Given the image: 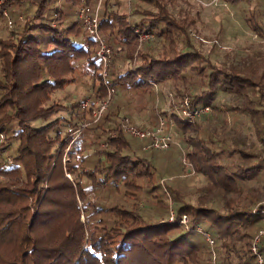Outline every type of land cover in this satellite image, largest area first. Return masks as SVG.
Listing matches in <instances>:
<instances>
[{
    "label": "trees",
    "instance_id": "obj_1",
    "mask_svg": "<svg viewBox=\"0 0 264 264\" xmlns=\"http://www.w3.org/2000/svg\"><path fill=\"white\" fill-rule=\"evenodd\" d=\"M44 1L27 0L22 19L15 20L14 29L5 37L0 36V132L4 135L0 152V175L4 176L0 179V251H13L5 264H210L212 254L205 232L216 251H245L256 260L251 243L264 224L260 215L263 202L240 204L226 199L219 206L213 201H190L176 186L183 180V163L182 176L164 186L165 215L144 221L140 202L164 204L152 178L153 161L146 156L153 147L143 148L144 144L132 140L118 124L113 129L109 123L113 112L83 127L84 111L72 102L63 107L67 114L52 116L56 109L46 103L56 89L64 87L74 66L83 59L97 64V69L100 65L95 39L85 43L80 38V22L73 18L77 0H64V6L46 15ZM216 1L238 8V20L264 34V27L249 24L251 19L242 12V6L251 7L252 3V12L261 16L264 0ZM31 2L39 3L30 9ZM129 4L131 22L124 13L110 8V0H100V33L124 54L120 61L110 62L109 83H125L131 90L154 93L152 99L156 92L162 96L165 87L172 84L177 98L183 96L192 72L208 73L207 86L188 94L192 106L202 102L216 106L226 91L244 93L248 86L258 107L245 108L255 112L251 116L259 123L258 137L264 144V84L250 81L241 70L219 66L218 44L212 42L203 49L187 15L172 0H130ZM224 11L223 19L236 18L228 9ZM135 29L151 32L153 37L136 47ZM133 55L137 64L123 66V61ZM110 109L114 110L112 106ZM160 113L166 115L165 110ZM171 114V128L187 148V161L210 182L226 190L238 188V171L231 172L217 154H223V145H229L209 135L202 138L195 133L193 137L188 132L196 129V122ZM36 118L46 123L32 126ZM110 129L115 131L113 136ZM12 140L15 146L10 150ZM240 153L255 157L261 166L246 164L239 175L254 171V176H262L264 156L246 149ZM6 154L12 157V166L3 164ZM91 192H95L94 202L88 197ZM169 207L175 214L172 220L167 216ZM182 214L188 217L190 230L179 221ZM240 240L241 248L237 246ZM263 248L264 242L260 250Z\"/></svg>",
    "mask_w": 264,
    "mask_h": 264
},
{
    "label": "rangeland",
    "instance_id": "obj_2",
    "mask_svg": "<svg viewBox=\"0 0 264 264\" xmlns=\"http://www.w3.org/2000/svg\"><path fill=\"white\" fill-rule=\"evenodd\" d=\"M25 2H27V0H5V11L6 13L8 12L10 17L0 10V36L5 37L8 31L14 29L15 20L22 19V16L25 14ZM79 2L80 1L77 0L75 3L76 7ZM38 3L39 2H31L30 9L36 8ZM110 3V8L113 11L124 13L126 21H132L131 12H129V0H110ZM172 3L175 4L177 9L179 8V10H181L182 14L187 15V20L190 22L189 26L192 29V33H194L197 43L203 49L206 50L209 48L212 42L218 44L215 49L219 51V66L225 65L227 67L229 66L228 68L241 70L250 78V81L255 84H264V34L261 35L258 31L246 26L247 24L245 25L240 22V20H238V8L224 6L217 3L216 0H172ZM62 5L64 6V0L44 1V14H53V8H60ZM249 5L251 7L246 5L242 6L243 15L247 16V20L248 18L251 19L250 23H248L252 24V26L260 25L264 27V8L261 9V16H259L252 12V6L255 7V4L252 5V3H250ZM225 8L232 14L236 15V18L232 17L233 20L230 21L223 19L222 16L226 12L224 11ZM258 9L260 10V8ZM17 13L18 15L16 16ZM20 14L21 17H18ZM8 18H12L11 27H9ZM73 18L77 19L76 14L73 15ZM80 32V38L86 43V37L82 29ZM107 44L111 51L110 62L120 61V57L124 55L123 52L116 47L114 48L112 42H107ZM138 44L139 42L136 47H138ZM172 47L173 45H170V51H172ZM135 59L136 56L133 55L130 60L123 61V66H135V64H137ZM110 62L106 66L107 80L109 70L110 72L112 71V65H110ZM232 66H234V68ZM99 68L100 66L97 69V64L91 65L86 59L81 60L74 66V68L67 74L64 87L56 89L46 103H52V108H54V110L56 109L52 116L67 114L66 109L63 107L65 104L72 102L78 105V107L76 106L77 109L84 111L85 118H83V127L84 123L88 125L96 124L103 120V116L106 112H113L111 118H109V123H111L112 128H118L119 126V128H121L125 134H129V136L131 134L125 131L122 126L123 116H127L131 123L147 128L152 127L151 125L162 119L165 124H167V128L170 129L171 136L177 140L178 138L180 139V137L176 135L177 133L174 132L173 127L171 128L173 124L171 113H177V108L180 105L179 103L183 102L184 97L189 100L190 96L188 94H193L207 86L206 77L208 76V73L195 74L192 72L193 74L188 79V86L185 87L182 97H174V89H172L171 84L169 87H165L164 90L166 91L162 96L155 93L153 100L151 95L153 96L154 93L146 94L144 91L131 90L126 87L125 83H109L110 87L114 88V90L109 92L107 86L101 80V77L99 78L100 74L99 76L97 74L100 71ZM203 71H206L205 68ZM200 75H202V78ZM102 85L105 88L102 89ZM122 87L127 89H121ZM168 89L173 92H169ZM249 91L250 88L248 86L247 91L244 93L226 91V93L221 95V101L216 106L202 102L200 104H208L211 110L208 113H204L199 117H194L190 120L192 123L195 121L197 125L195 130L188 132L193 137L195 133L197 135L199 134L202 138L209 135L210 137L221 139L226 145H229H223L221 151L225 152H223V154L218 152L217 154L218 157H220L219 160L224 161L226 163L224 165H226L231 172L237 173L238 171L236 178L238 180L237 186H239L236 189L226 190L222 188L220 184L210 182L206 175H203L201 171L193 166L191 169L188 165L184 164L188 169V172L185 174L186 168L184 167L183 180L176 183V186L178 189L180 187L181 193H184L185 197L190 201H213L214 204L216 203L219 206L222 205L226 199H235V201H238L239 203H264V167H262L260 171L262 176H254V171L246 174L244 173L243 176L239 175V173L243 172L242 169L246 164L257 163L252 165L261 166L259 160L255 157L241 156L240 149L260 152V154L264 156V144L258 137V129L260 130L259 123L255 120L254 115L251 116V113L255 112L250 108H245L249 106L258 107L256 100H254V95ZM261 96V100L264 103V90ZM248 99H250L251 102H249ZM149 100H151V102ZM85 101L87 103L86 105L83 104ZM101 105H104V108L99 112ZM189 105L191 106L190 102ZM110 106H112L114 110H111ZM242 108L246 111L242 110ZM161 110H165L166 115L160 113ZM148 120L149 123H146ZM45 123L46 120L36 118L32 120L30 124L38 127ZM109 131L110 135L113 136L115 131H112V129ZM131 136L132 140H135L136 143L144 144L143 148L148 147V139L137 138L133 135ZM14 142V140L10 141V150L14 148L15 144L12 145ZM103 146H106V143H104ZM186 151L187 148L182 143V140H180V142L178 141V144L171 143L167 148L153 147L146 153V156L153 161L154 175H152V178L157 186L156 193L158 194V197H162L164 204L160 206L150 200H143L140 202L142 207L139 205L138 208L144 221L150 222L157 218L160 219L165 215L164 213L168 207L166 206L164 199V186L170 185L172 178L174 180L177 179L181 168L183 172L182 159L185 156ZM185 160L187 159L185 158ZM260 161L261 163L263 162L262 160ZM180 176H182V173ZM0 179L4 180V176L0 175ZM94 193L95 192H91L88 196L93 202L96 197ZM151 200L155 201V198L153 197ZM33 201L34 199H32V202ZM169 204L170 201L168 206ZM32 210L34 211L35 208ZM256 211L257 210H255V212ZM260 213L262 214L261 216L264 217V209H262ZM170 215H172V217L169 218ZM167 216L168 220L173 219L175 216L173 209L170 207ZM80 218L83 220V215H81ZM260 246L261 245H259V250ZM260 252L264 257V248L260 250ZM10 253H13V251H0V264H5L9 261L10 257L8 255H10ZM210 260H212V256Z\"/></svg>",
    "mask_w": 264,
    "mask_h": 264
},
{
    "label": "built area",
    "instance_id": "obj_3",
    "mask_svg": "<svg viewBox=\"0 0 264 264\" xmlns=\"http://www.w3.org/2000/svg\"><path fill=\"white\" fill-rule=\"evenodd\" d=\"M130 1V0H129ZM5 0H0V10L8 15V12L5 11ZM100 0H96V3L91 5L88 0H80L76 16L78 21L80 22L81 29L86 37V42H88L89 38L95 39V56L97 61L100 65V77L101 80L104 82V84L107 86L108 91L114 90L113 87H110V84L107 80V73H106V66L110 62V47L107 44V42L104 40V38L100 35L99 30V19H98V8H99ZM264 14V10H263ZM9 16V15H8ZM10 17V16H9ZM21 17V14L18 16ZM13 18V17H12ZM12 18H8L9 27H11ZM137 38H138V46L140 43H142L144 40H147L148 38L153 37V34L148 31H138L135 29ZM183 102H180L179 107L177 108V113L181 118L186 120H191L194 117H198L204 113H208L211 108L208 106V104H200L197 106H190L188 98L184 97ZM86 105V101L83 103ZM104 108V105L100 106L99 112ZM86 123H84L85 125ZM122 126L123 129L127 132H129L131 135L142 138V139H148V147H156V148H167L171 143L178 144V141L175 140L171 136L170 130L166 129L167 126L164 123L162 119L158 121V123L153 127H140L133 123H131L127 116L122 117ZM4 135L0 132V152L2 148V141ZM104 145V144H103ZM183 163L188 165L189 168L192 169V165L189 161L185 160V156L183 157ZM3 164H6L7 166L13 165V159L9 154H6V156L3 159ZM2 164L0 165V169H2ZM193 171V170H192ZM67 175L70 177V175L67 173ZM172 217V215L169 216V218ZM172 220V219H171ZM179 221L184 225V229L190 230L191 227L188 225V217L185 214H182ZM196 230L201 231L200 227H196ZM205 237L208 239L209 243H212V240L209 237L208 233H204ZM264 236V224L263 226L258 230V232L255 234L253 241L251 243V251L256 257V264H264L263 255L259 251V243L261 238ZM210 264H217L216 261L212 258Z\"/></svg>",
    "mask_w": 264,
    "mask_h": 264
},
{
    "label": "crops",
    "instance_id": "obj_4",
    "mask_svg": "<svg viewBox=\"0 0 264 264\" xmlns=\"http://www.w3.org/2000/svg\"><path fill=\"white\" fill-rule=\"evenodd\" d=\"M165 91L166 90H164V92ZM168 91L169 92H173V91H171L169 89H168ZM155 92H156V90H155ZM174 93L175 92H173V95L175 96ZM149 101L151 102V100H149ZM194 122L195 121H193V123ZM146 123H149V120ZM237 203L238 202H236V204ZM240 204H242V203H240ZM237 205H239V203ZM260 215H262V214L260 213ZM204 239L207 240L206 237H204ZM260 241L264 242V236L261 238ZM262 242H260V245L262 244ZM239 245H240V248H241V245H243V240H240V242L237 244V246H239ZM209 248L211 249L212 258L216 261L217 264H255V261H256L255 258H253V257L249 256L248 254H246L245 251H235V250L234 251H216V249H213L214 247H213L212 243L211 244L209 243Z\"/></svg>",
    "mask_w": 264,
    "mask_h": 264
}]
</instances>
